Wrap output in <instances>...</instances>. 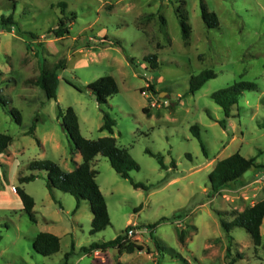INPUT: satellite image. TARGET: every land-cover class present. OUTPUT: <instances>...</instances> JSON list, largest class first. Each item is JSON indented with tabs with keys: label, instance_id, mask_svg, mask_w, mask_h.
Returning <instances> with one entry per match:
<instances>
[{
	"label": "rangeland",
	"instance_id": "374dc122",
	"mask_svg": "<svg viewBox=\"0 0 264 264\" xmlns=\"http://www.w3.org/2000/svg\"><path fill=\"white\" fill-rule=\"evenodd\" d=\"M62 1L77 18L70 33L58 38L51 29L63 16ZM184 1L0 0V133L13 137L0 154V264H227L234 257L235 264H264V223L256 248L239 226L231 230L230 242L218 214L224 211L231 220V211L264 198V181L256 182L264 173V0ZM202 1L217 13L218 27L206 26ZM178 7L191 27L187 41ZM9 16L16 22L12 27L2 23ZM152 54L158 56L157 68L146 59ZM60 59L65 68L58 71L57 98L48 99L28 80ZM205 69L216 77L187 93L191 76ZM104 75L115 78L118 91L99 104L89 86ZM236 83H255L257 89L245 91L226 116L211 94ZM59 106L75 109L81 134L90 139L111 135L101 130L108 112L118 146L140 165L128 179L102 154L90 161L111 218L97 233H91L89 202L77 207L72 194L58 189L51 194L45 170L20 181L31 174L34 160H52L68 172L84 161L62 126ZM11 107L21 112V124ZM195 124L206 152L191 129ZM148 151L161 153L165 167ZM236 152L256 157L262 166L213 191L210 173ZM18 186L35 200L34 220L24 210ZM134 224L138 231L130 239L143 251H84ZM178 230L184 231L183 242ZM40 232L59 236L60 250L49 256L35 252L33 240ZM155 239L167 248L163 255Z\"/></svg>",
	"mask_w": 264,
	"mask_h": 264
},
{
	"label": "trees",
	"instance_id": "16d2710c",
	"mask_svg": "<svg viewBox=\"0 0 264 264\" xmlns=\"http://www.w3.org/2000/svg\"><path fill=\"white\" fill-rule=\"evenodd\" d=\"M181 3H185L181 0ZM59 6L62 7L63 16L59 19V24L51 29V32L56 37H64L70 33V26L77 18L74 12L67 13L66 9L68 4L65 1L59 2ZM202 18L208 28L218 27L220 22L218 15L215 11H211L205 1L201 2ZM178 13L182 26V36L184 40H188L190 37L191 27L187 22V15L182 12L178 7ZM2 23L4 25L13 26L15 20L12 16L2 17ZM33 36L34 34L31 33ZM107 38V37H106ZM117 43H120L117 40ZM152 63L153 68H157L158 56L152 54L146 58ZM65 68V60L60 59L53 66H44L38 76L31 78L28 82L33 85L41 87L48 99L57 98V91L60 83V77L58 71ZM216 72L213 69H205L197 75H192L190 78V87L187 93H195L198 91L209 79L216 77ZM90 86L94 88L93 92L96 95L99 104L107 103L108 98L118 91L116 80L111 75H104L93 81ZM154 90V86L150 85ZM257 85L255 83H236L229 88L220 89L211 94L212 99L220 105L226 116H230L234 106L238 105L241 95L247 90H256ZM1 99V98H0ZM4 106H7V102L2 100ZM264 105V97L261 99ZM147 110V109H145ZM10 112L15 118L16 122L22 123V114L15 108L11 107ZM59 117L62 118V126L67 132L69 138L74 143L77 150L83 156L84 161L78 163L76 168L72 171L63 170L59 164L52 160H34L29 164V168L32 171L28 176H22L20 178L21 183L33 180L37 175L36 171L45 170L48 173L47 187L53 194L55 189L61 190L65 193L72 194L77 199V207H79L82 200H87L90 204L91 212L93 215L91 224V233H97L104 230L111 224V218L108 211L107 202L104 194L102 193L99 184L97 183V170L92 168L90 161L102 154L108 158L111 166L115 171L123 178H131V172L139 170L140 165L131 157L129 152L118 146L117 139L112 134L114 132L115 120L108 112L104 113V124L101 130L107 129L111 135L99 137L97 139L86 138L81 134L79 117L72 106L63 109L59 106ZM261 127H264V120L260 123ZM32 127L30 132H34ZM193 133L200 139L202 149L206 152V147L201 139L200 127L195 124L191 127ZM13 137L6 133H0V154L7 151ZM156 157L162 166L165 167L163 162V155L161 153H154L148 151ZM257 163L256 157L247 158L240 152H236L217 162L213 171L209 175L211 182V188L215 192H219L221 188L228 186L242 178L245 172L253 167H260ZM132 184L139 188H145L140 182L131 181ZM16 191L20 196L24 210L28 214L31 220H34V198L28 194L21 186L16 187ZM224 211H218L220 216L221 225L224 231L227 233L230 242L233 241V237L230 232L234 227H243L250 234L255 247L261 245L263 235L261 233V226L264 223V198L258 200L252 205L245 207L242 211H231V220L224 217ZM229 214V213H227ZM178 237L181 242L184 241V231L178 230ZM155 245L161 255L167 248L160 245V241L155 239ZM61 239L59 236L51 232H40L33 240V248L38 254L49 256L55 254L60 250ZM109 248H118L119 251L133 253L135 251H143L144 246L136 243L131 239H127L125 234H119L116 238L109 241L95 242L89 247H85L84 251L92 253L94 251H106ZM232 254L231 246L227 247V257ZM237 258H231L227 264H235ZM158 264H161L160 260Z\"/></svg>",
	"mask_w": 264,
	"mask_h": 264
},
{
	"label": "built area",
	"instance_id": "2783aa9c",
	"mask_svg": "<svg viewBox=\"0 0 264 264\" xmlns=\"http://www.w3.org/2000/svg\"><path fill=\"white\" fill-rule=\"evenodd\" d=\"M262 181H264V173L260 174V175L258 176V178L256 179V182H262ZM137 231H138V230H137V228H136V225L134 224L132 227H130V228L126 231V233H125L126 238H127V239H130L131 237H133V236L136 234Z\"/></svg>",
	"mask_w": 264,
	"mask_h": 264
},
{
	"label": "water",
	"instance_id": "95a60500",
	"mask_svg": "<svg viewBox=\"0 0 264 264\" xmlns=\"http://www.w3.org/2000/svg\"><path fill=\"white\" fill-rule=\"evenodd\" d=\"M89 89H90L91 91H93V90H94V88H93L92 86H89Z\"/></svg>",
	"mask_w": 264,
	"mask_h": 264
}]
</instances>
